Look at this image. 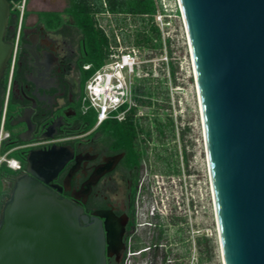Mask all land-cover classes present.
<instances>
[{
  "label": "water",
  "instance_id": "water-1",
  "mask_svg": "<svg viewBox=\"0 0 264 264\" xmlns=\"http://www.w3.org/2000/svg\"><path fill=\"white\" fill-rule=\"evenodd\" d=\"M202 108L224 264H264V0H179ZM0 0V79L15 42ZM15 179L0 208V264H108L107 234L36 174ZM110 236V237H109ZM108 244V246H107Z\"/></svg>",
  "mask_w": 264,
  "mask_h": 264
},
{
  "label": "flooded vegetation",
  "instance_id": "flooded-vegetation-1",
  "mask_svg": "<svg viewBox=\"0 0 264 264\" xmlns=\"http://www.w3.org/2000/svg\"><path fill=\"white\" fill-rule=\"evenodd\" d=\"M63 17L64 24L49 28L39 15L29 21L24 10L16 31L9 23L6 40L15 47L0 79V132L6 133L1 150L6 147L3 154L17 160L19 169L2 175L0 208L15 179L34 173L84 215L99 218L107 240L123 225L119 250L108 257V264H122L142 227L136 215L140 198L150 193L142 176L146 156L141 149L139 160L135 146L125 148L102 123L88 125L84 45L80 29ZM160 176L164 183L172 174ZM155 178L149 180L158 183ZM147 215L154 220L158 212Z\"/></svg>",
  "mask_w": 264,
  "mask_h": 264
},
{
  "label": "rangeland",
  "instance_id": "rangeland-1",
  "mask_svg": "<svg viewBox=\"0 0 264 264\" xmlns=\"http://www.w3.org/2000/svg\"><path fill=\"white\" fill-rule=\"evenodd\" d=\"M49 2V6L60 8L70 4V0ZM166 2L169 16L163 19L164 22L158 21V24L163 31L169 32L172 39V53L168 57L178 65L176 81L165 69L159 70L160 55L156 56L154 63L159 66L153 71L152 77L148 82L140 81L142 78L138 82L144 87L159 86L163 95L168 90L169 100L163 96L160 102L165 105L164 108L162 106L158 109L153 104L140 108V112L150 120L156 115L162 119L173 118L175 133H170L166 141L158 140L154 133L149 139L142 176H145L150 193L140 198L139 207L144 216L137 221L144 226L136 234L142 237L143 245H153L156 242L159 244L154 254L147 259L148 264H164L163 258L166 256L177 259L180 255L184 256L181 257V262L186 264H224L192 55L178 1ZM98 19L106 30L110 31V27H114L118 31L115 26L118 17L107 15L99 16ZM128 21L133 22L131 19ZM165 161L176 165L179 172H167ZM154 174L159 175V178H155L159 180L158 183L149 180H153ZM165 174L172 176H164L162 183L160 175ZM153 206L157 207L158 212L154 220L147 215ZM160 230L163 235L159 233ZM203 236L209 237V241L203 246L205 250L200 252L196 239ZM142 259L146 263V258ZM141 260L136 259L135 264L142 262Z\"/></svg>",
  "mask_w": 264,
  "mask_h": 264
},
{
  "label": "trees",
  "instance_id": "trees-1",
  "mask_svg": "<svg viewBox=\"0 0 264 264\" xmlns=\"http://www.w3.org/2000/svg\"><path fill=\"white\" fill-rule=\"evenodd\" d=\"M21 0H16L18 4ZM11 4V18L10 24L15 26L16 31L21 11L16 6ZM158 13V5L156 0H70V4L61 12L58 11H40L37 14L40 19L49 27L56 28L60 24L65 23L64 15L69 16L74 24L80 29L78 31L81 35V39L84 45L83 55L84 63L90 64V68L84 69V81L85 83L92 76V74L100 68L106 59L109 57V46L111 43L116 42L114 35V27H110V32L107 33L105 28L100 26L98 15L107 16L108 14L114 17H118L115 22V26L120 31L122 40L125 44L133 43L140 47L141 53L148 59L155 58L158 55L163 54L166 48L167 54L171 57L172 53V39L163 38L162 29L156 22V15ZM131 19L133 22L128 21ZM110 26V23H109ZM163 66H159V70H162ZM169 76L176 81V74L178 71V65L172 59H169ZM149 76L142 78L140 81H147L152 77L153 70L152 65H148ZM139 81V82H140ZM137 83L134 89L135 100L138 106L133 107L126 115L125 119L119 121L117 119H107L102 123L103 127L110 129L111 133L117 140L123 142V146L127 149H131L132 145L138 153V159L141 160V149L144 150V154L147 157L148 143L147 139L152 138L153 133L155 137L160 141L168 140L170 133L174 132V120L173 118L162 119L159 115H156L150 120L146 116L137 115L140 108L150 107L156 104L158 109L164 108L165 105L161 103L163 96L166 100H169V92L166 90L163 95V91L159 86L144 87L140 83ZM161 109V108H160ZM85 118L88 121L89 126H93L97 123V115L93 109H88L85 114ZM6 147H3L1 153L3 154ZM187 154V153H186ZM186 160L188 161V157ZM167 172L176 173L179 169L176 165H173L170 161H165ZM14 170L3 163L0 166V192L2 189V175L3 173L10 174ZM161 235L163 233L159 231ZM160 238V236H159ZM159 241V240H158ZM209 237L203 236L196 239V244L199 247V251L203 252L205 244H208ZM158 243L143 245V239L141 236H136L131 246L133 252H139L132 257V264H135L136 259L146 258V263L143 259V264H148L147 259L154 254V250L158 248ZM180 255L177 259L163 258L164 264H186L181 262ZM173 262V263H172ZM140 262L136 263L139 264ZM123 264V263H122Z\"/></svg>",
  "mask_w": 264,
  "mask_h": 264
},
{
  "label": "built area",
  "instance_id": "built-area-1",
  "mask_svg": "<svg viewBox=\"0 0 264 264\" xmlns=\"http://www.w3.org/2000/svg\"><path fill=\"white\" fill-rule=\"evenodd\" d=\"M179 10L180 4L179 0ZM27 0H21L16 6L20 9V21L26 7ZM158 5V13L156 15V22H164L169 14L167 13L166 0H156ZM100 15H98L99 17ZM108 16H110L108 14ZM100 26L105 28L101 23ZM162 29V28H161ZM109 33L110 31H106ZM116 38L115 43L109 46V57L104 64L98 68L86 82L85 87V108L93 109L97 115V124H101L107 119H117L122 121L125 119L127 113L133 108L137 107V101L134 96V89L138 80L149 76L148 65H152V70H156L157 66L154 63V58L148 59L141 53L140 47L130 43L125 44L122 40L120 31H114ZM163 38H170L168 31L162 30ZM169 55L166 48L163 54L160 55L159 60L161 65L165 64L163 69L169 73ZM90 64H86L85 68H90ZM137 115L142 116L140 110ZM2 130L0 132V166L6 163L7 166L14 170L19 169V162L13 158H8L7 154L1 153V143L5 137ZM157 211V207L153 206L150 209V214ZM138 218L144 216L143 211L138 206L136 209ZM143 226V223H139ZM140 252V251H139ZM139 252H133L131 248L128 249L127 255L124 259V264H132V257Z\"/></svg>",
  "mask_w": 264,
  "mask_h": 264
},
{
  "label": "crops",
  "instance_id": "crops-1",
  "mask_svg": "<svg viewBox=\"0 0 264 264\" xmlns=\"http://www.w3.org/2000/svg\"><path fill=\"white\" fill-rule=\"evenodd\" d=\"M50 0H27L26 7H25V14L28 18V20H34L37 18V13L40 11H63L66 7L60 8V7H51L49 4ZM54 2L55 0H51ZM139 264H142L141 262Z\"/></svg>",
  "mask_w": 264,
  "mask_h": 264
},
{
  "label": "bare ground",
  "instance_id": "bare-ground-1",
  "mask_svg": "<svg viewBox=\"0 0 264 264\" xmlns=\"http://www.w3.org/2000/svg\"><path fill=\"white\" fill-rule=\"evenodd\" d=\"M199 94H200V93H199ZM199 94H198V96H200ZM199 99H200V97H199ZM199 103H200V112H201V117H202L201 101H199ZM202 124H203V123H202Z\"/></svg>",
  "mask_w": 264,
  "mask_h": 264
}]
</instances>
